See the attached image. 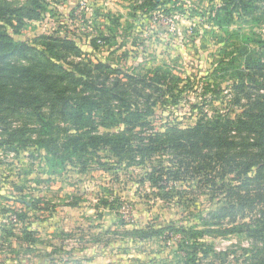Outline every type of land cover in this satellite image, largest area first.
<instances>
[{
    "label": "rangeland",
    "instance_id": "obj_1",
    "mask_svg": "<svg viewBox=\"0 0 264 264\" xmlns=\"http://www.w3.org/2000/svg\"><path fill=\"white\" fill-rule=\"evenodd\" d=\"M157 2L151 9L145 0H47L43 17L14 37L31 45L41 36L69 38L88 55L82 60L125 74L170 70L182 80L178 101L156 108V130L188 128L206 115L240 114L230 65L244 64L248 40L264 39V18H236L220 29L213 22L219 1ZM6 142L0 129V264H186L191 255L181 230L219 228L204 222L220 208L217 198L201 189L196 196L163 199L144 181L150 165L119 164L100 152L83 172L77 161L60 163L41 149ZM163 157L154 164L170 158ZM37 203L40 211L32 209ZM149 228L164 232L149 240L134 235ZM26 231L35 232V245L25 242ZM202 242L212 250L197 257L200 264H253L245 259L256 244L245 236L211 234Z\"/></svg>",
    "mask_w": 264,
    "mask_h": 264
},
{
    "label": "trees",
    "instance_id": "obj_2",
    "mask_svg": "<svg viewBox=\"0 0 264 264\" xmlns=\"http://www.w3.org/2000/svg\"><path fill=\"white\" fill-rule=\"evenodd\" d=\"M199 1H219L213 22L220 29L236 18L258 13L254 20L264 18V0ZM145 4L156 9L159 2ZM46 11L47 0L24 5L0 1V129L6 144L41 149L60 163L77 161L83 172L100 152L119 164L150 165L144 181L163 199L196 196L206 189L220 208L204 222L219 228L181 230L191 255L186 264H200L197 257L210 253L202 238L211 234L251 239L255 252L245 261L264 264V39L248 40L244 64L230 65L240 114L206 115L194 126L159 131L151 122L155 110L178 101L182 80L164 68L142 76L105 62L84 61L88 55L69 38L41 36L35 45L15 39L27 22L40 20ZM70 57L82 61L67 62ZM159 156L170 158L154 164ZM32 209L41 208L37 203ZM163 232L149 228L134 235L149 240ZM24 236L25 242L36 244L35 232Z\"/></svg>",
    "mask_w": 264,
    "mask_h": 264
}]
</instances>
